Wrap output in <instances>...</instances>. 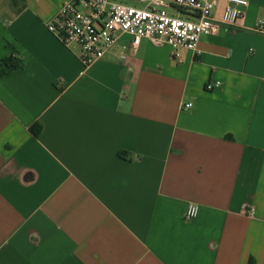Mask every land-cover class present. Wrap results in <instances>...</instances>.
Masks as SVG:
<instances>
[{"label": "crops", "instance_id": "crops-1", "mask_svg": "<svg viewBox=\"0 0 264 264\" xmlns=\"http://www.w3.org/2000/svg\"><path fill=\"white\" fill-rule=\"evenodd\" d=\"M71 1L0 0V264H264V0L91 66L48 28Z\"/></svg>", "mask_w": 264, "mask_h": 264}, {"label": "built area", "instance_id": "built-area-1", "mask_svg": "<svg viewBox=\"0 0 264 264\" xmlns=\"http://www.w3.org/2000/svg\"><path fill=\"white\" fill-rule=\"evenodd\" d=\"M145 4L136 8L112 0H74L65 3L49 23L50 32L67 45L80 47L81 60L91 66L102 59L121 35L132 37L135 53L144 39L163 42L173 48L175 59L182 50L199 51L202 36L215 35L220 25L238 26L249 6L247 0H228L222 20L217 22L214 13L219 0H135ZM185 10L187 19L171 16L168 10ZM125 58V57H123ZM214 85L210 84L209 89ZM191 108V105H187ZM247 214L254 209L245 208ZM199 214V206L190 204L187 219Z\"/></svg>", "mask_w": 264, "mask_h": 264}, {"label": "trees", "instance_id": "trees-1", "mask_svg": "<svg viewBox=\"0 0 264 264\" xmlns=\"http://www.w3.org/2000/svg\"><path fill=\"white\" fill-rule=\"evenodd\" d=\"M182 13L187 14L188 12L183 10L181 11ZM20 61L16 60V59H10V60H6L4 62H0V74L3 75L7 72V70H14L17 69L18 67H20ZM41 126L37 125L33 128V135L35 136H39L40 132H41Z\"/></svg>", "mask_w": 264, "mask_h": 264}, {"label": "rangeland", "instance_id": "rangeland-1", "mask_svg": "<svg viewBox=\"0 0 264 264\" xmlns=\"http://www.w3.org/2000/svg\"><path fill=\"white\" fill-rule=\"evenodd\" d=\"M168 12L171 16H174V17L180 16L183 19L188 18L185 13L179 12L178 10L170 9V10H168Z\"/></svg>", "mask_w": 264, "mask_h": 264}]
</instances>
